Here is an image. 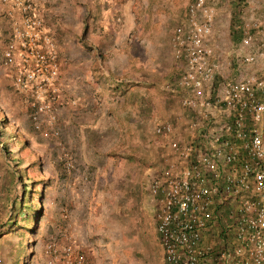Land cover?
I'll return each instance as SVG.
<instances>
[{
    "label": "rangeland",
    "instance_id": "374dc122",
    "mask_svg": "<svg viewBox=\"0 0 264 264\" xmlns=\"http://www.w3.org/2000/svg\"><path fill=\"white\" fill-rule=\"evenodd\" d=\"M189 1L33 0L55 46L52 90L49 84L15 85L13 70L2 63L8 16L0 5V227L11 221L0 230V264H45V245L67 240L84 264H166L154 229L158 203L148 185L168 150L152 128L180 118L179 136L187 135L188 115L176 96L159 111L156 90L174 67L169 39ZM228 21L222 3L209 41L221 56L222 79L263 77L264 27L249 32L250 47L232 46ZM242 21L262 25L264 0H247ZM249 56L253 63L245 62ZM140 88L147 89L149 110L134 109L132 91ZM259 126L264 142V123ZM132 149L134 156H126ZM11 175L20 181L10 184ZM22 183L23 206L32 209L26 220L24 207L21 215H11ZM86 205L93 208V223L77 228ZM55 218L58 225L50 228Z\"/></svg>",
    "mask_w": 264,
    "mask_h": 264
},
{
    "label": "built area",
    "instance_id": "2783aa9c",
    "mask_svg": "<svg viewBox=\"0 0 264 264\" xmlns=\"http://www.w3.org/2000/svg\"><path fill=\"white\" fill-rule=\"evenodd\" d=\"M226 1L190 0L169 39L182 68L171 92H179V108L192 118L183 137L177 120L152 128L168 150L148 185L158 203L154 229L166 264H264V142L259 126L264 121V78L222 79L221 56L209 41L217 8ZM0 5L8 16L2 63L13 70L15 85L49 84L54 89L55 46L43 32L33 0H0ZM260 26L264 22L252 24ZM250 45L245 35L240 46ZM244 60L250 64L254 58ZM215 77L220 82L212 91ZM64 167L66 172L72 168L68 162ZM218 206L231 210L219 239L214 232ZM74 248L72 240L48 242L45 264H84Z\"/></svg>",
    "mask_w": 264,
    "mask_h": 264
},
{
    "label": "trees",
    "instance_id": "16d2710c",
    "mask_svg": "<svg viewBox=\"0 0 264 264\" xmlns=\"http://www.w3.org/2000/svg\"><path fill=\"white\" fill-rule=\"evenodd\" d=\"M246 2L247 0H227L225 3L228 5V8H229V21H228V26H227V35H228V39L231 43L232 46H237L238 44L241 43V41L243 40V38L246 36H249L251 38V36L249 35V32L253 29H260L258 27H247L249 29H246L244 24H243V21H242V15L244 13V10L246 8ZM176 60V59H175ZM181 64L178 60H176L174 62V67L172 66L169 73H167L165 76L161 77L160 81H158L157 85H158V88L157 89H162V93L164 96H166V98H169L171 97L172 95V98L173 96H178V93L179 92H171V91H174V87H175V81L176 79L178 78L179 74L181 73V68H180ZM232 66H233V63H232ZM264 77V75H263ZM218 83H219V79L218 77H215L213 83H212V91L215 90L217 87H218ZM138 84L137 86L139 87H143L144 86V83H136ZM141 84V85H139ZM144 88V87H143ZM147 89H144V91H146ZM145 94L147 92H144ZM174 94V95H173ZM263 95V99H264V92L261 93ZM171 98V99H172ZM262 99V97H261ZM167 100V99H166ZM130 102H134V101H130ZM172 102V101H171ZM184 114L187 116L188 115V119H184L183 121L185 122L183 124V126H185V124L187 123V121L192 118V115L191 114H188L187 112ZM176 120H181L180 118ZM173 121V120H172ZM182 122V121H181ZM264 123V121H263ZM247 125H250L249 122H247ZM197 132V131H196ZM158 141V144L160 143L159 140L157 139ZM194 143L195 140L193 141ZM160 146V144H159ZM133 149L130 151L131 154L130 155H126V156H134L133 154ZM110 156H114V154L110 155ZM129 157H124L125 159H129ZM14 175H11L9 177V182L10 184L16 180V181H20L21 177L20 176H17V177H13ZM23 184V183H22ZM25 184H23V188H22V191L19 195V198H20V201L17 197H15V199L13 200V202H17V207L16 209H12L11 212L12 214L11 215H14V216H19L21 215V209L24 207L25 208V213L23 214V216H25L24 220L28 219L29 217V214L30 212L32 211V209H29L28 206L24 205L23 206V203H25V193L26 191H24L25 189ZM24 191V192H23ZM21 199L23 201H21ZM26 202H29V200H27ZM30 210V212H29ZM219 211V213H215L216 215V221H217V228L214 229V232L216 234V237L219 239L221 238L222 236V233L225 231V229H223V225L226 224V221H227V218L228 216H230V208H226V207H220L218 206L216 208V211ZM11 220V219H10ZM7 225H11V221H7V222H4L2 223L1 227H0V230H3L4 228L7 229ZM2 232H0V237L2 236Z\"/></svg>",
    "mask_w": 264,
    "mask_h": 264
},
{
    "label": "crops",
    "instance_id": "0c3cea01",
    "mask_svg": "<svg viewBox=\"0 0 264 264\" xmlns=\"http://www.w3.org/2000/svg\"><path fill=\"white\" fill-rule=\"evenodd\" d=\"M156 91H157V95H158L157 98L159 99V101H161V105L159 104V109H160L159 111L164 110V109L165 110L169 109L172 106L173 102H170V101L166 100V97L161 92L162 89L159 88ZM144 92H145L144 89H141V88L140 89H136L135 91H132V93L134 94V96L136 98L135 102H134V109L135 110H139V111L149 110V107H148L149 102L145 100V93ZM147 94L148 93H146V95ZM126 101H127V99H126ZM140 102H142V105L138 106V104ZM158 122H163V121H158ZM154 144H155V142H154ZM156 153L158 154L157 151H155V154ZM92 209L93 208H92L91 205H89V206L86 205V206L83 207V209L81 211V214L78 215V219L76 220L77 228H83V227H85V225H89V224L92 225L93 221H91L92 220L91 218L94 215ZM49 225L51 226L50 228L57 226L58 225V219L55 218V219L51 220Z\"/></svg>",
    "mask_w": 264,
    "mask_h": 264
}]
</instances>
